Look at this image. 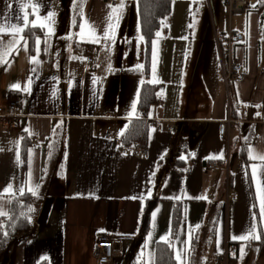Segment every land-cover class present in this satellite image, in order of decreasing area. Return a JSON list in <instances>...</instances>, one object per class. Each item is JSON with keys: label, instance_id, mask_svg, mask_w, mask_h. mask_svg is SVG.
Returning a JSON list of instances; mask_svg holds the SVG:
<instances>
[{"label": "crops", "instance_id": "crops-1", "mask_svg": "<svg viewBox=\"0 0 264 264\" xmlns=\"http://www.w3.org/2000/svg\"><path fill=\"white\" fill-rule=\"evenodd\" d=\"M169 1L160 36L148 51L146 80L158 87V101L143 112L162 126L124 146L121 133L140 116L145 81L143 67L144 79L136 74L143 44L136 0H123L122 9V0H83V17L80 0H0L5 50L13 39L9 26H23L25 13L38 24L47 12L55 13V34L47 44V28H25L27 50L13 46L7 63H0V105L20 99L18 127L6 130L0 119V193L9 183L25 192L39 185L32 236L11 239L0 251V264H97L94 248L103 234L131 235L113 241V264H146L149 254L156 264L162 236L174 246V264L176 250L183 264H216L227 243L237 249L227 264H264V0L237 15L240 23L213 0ZM112 9L114 38L91 42L93 32L103 36ZM229 29L243 34L230 61L246 72L225 82L215 37L222 40ZM91 55L96 60L89 64ZM227 117L233 127L223 140L218 125ZM137 145L147 154L134 155ZM221 153L222 159L210 158ZM211 160L217 166L207 169ZM12 196H0L5 215ZM150 200L154 206L143 232ZM178 204L181 219L173 232ZM241 235L249 239H232Z\"/></svg>", "mask_w": 264, "mask_h": 264}, {"label": "trees", "instance_id": "trees-1", "mask_svg": "<svg viewBox=\"0 0 264 264\" xmlns=\"http://www.w3.org/2000/svg\"><path fill=\"white\" fill-rule=\"evenodd\" d=\"M139 29L145 45L144 74L145 81L141 83L138 107L140 116L133 119L126 128L121 137L124 146H131L137 141L142 140L146 131V124L143 112L148 107L158 101L156 92L158 87L146 80L148 70V51L151 40L161 26L162 20L169 14V0H136ZM74 25L77 26L78 14L76 15ZM39 206V198L31 195L30 192H24L22 196H12L9 204L8 213L0 216V251L4 250L11 239L19 237L22 241L32 236L34 217ZM154 206V200H150L145 205L141 219V230L144 232L148 227L149 213ZM32 211H29V209ZM181 219V207L174 205L172 212V231L176 229ZM156 264H174L172 248L168 243L157 242L155 250Z\"/></svg>", "mask_w": 264, "mask_h": 264}, {"label": "built area", "instance_id": "built-area-1", "mask_svg": "<svg viewBox=\"0 0 264 264\" xmlns=\"http://www.w3.org/2000/svg\"><path fill=\"white\" fill-rule=\"evenodd\" d=\"M261 0H221L220 3L228 9L229 15H240L250 5L258 3ZM243 34L241 32L229 29L222 40L216 36V46L221 60L222 67V79L227 82L229 80H237L242 77L246 68L242 63H231V49L236 43L243 41ZM96 60L95 55L87 56V63H94ZM227 62L225 67L224 62ZM20 105L19 98L10 99L6 104L0 105V119L4 129L17 128L18 123V107ZM146 127L149 130L156 129L162 126L161 119H144ZM218 133L219 137L223 140H228L229 132L233 127V121L229 117L219 121ZM136 156L146 155L147 148L144 146H135L132 150ZM217 166V162L214 160L209 161L206 164L207 169H212ZM115 239H131V235L125 234H103L100 235L96 241L94 253L97 259V264H113V241ZM236 247L232 243H227L222 252L215 256L216 264H227L230 254H235Z\"/></svg>", "mask_w": 264, "mask_h": 264}, {"label": "snow or ice", "instance_id": "snow-or-ice-1", "mask_svg": "<svg viewBox=\"0 0 264 264\" xmlns=\"http://www.w3.org/2000/svg\"><path fill=\"white\" fill-rule=\"evenodd\" d=\"M123 0L122 3L120 5V9L123 8ZM9 7H11V5H9ZM22 7H27V5H22ZM35 7V5H34ZM78 7L80 8V15L83 17V0H80V4L78 5ZM109 7L111 8V5H109ZM252 7H255V5H253ZM117 12V9H112V12L109 14L108 20V26L105 29L103 36H97L94 34L92 35L91 38V42L93 43H99L101 39L104 40H109V39H113L114 38V25L112 23L113 18L115 13ZM21 19L23 20V26H17V25H10L9 27L12 29V35H13V39L11 41L8 42L7 44V50H5V46L4 43L2 41H0V63H7L6 60H4V57L8 55V52L11 51L13 49V46H15V51L19 52L20 50H27L28 47V39L26 36H24L22 33L24 32L25 28H28L29 33H31V29L32 28H36V27H40L41 29L47 28V32L45 33V40L44 42L47 44L48 42V37H50L51 35L55 34V30H54V23H55V13L52 11H49L46 13V15L43 17V22L41 23H37L36 21H29L28 19V14L25 13L23 17H21ZM118 17H116V20L118 21ZM81 32H83L84 30V25L81 24L80 26ZM4 33V28L0 27V34ZM19 35V39H16V36ZM156 36L159 37L160 33L157 32ZM69 39H71V37H69ZM141 39H143V37H141ZM36 44L39 45L40 40L39 38H36ZM155 43V42H153ZM39 51V49L37 48V52ZM73 59H78V57H73ZM31 62L33 63H38V61L36 60L35 57H32ZM33 71H35V69H33ZM29 82H31V78H29ZM151 82V81H150ZM14 87L19 88V85H14ZM25 92L30 91L29 88H25L24 89ZM132 109H133V113H135V109H136V105L133 104L132 105ZM121 135H123V133H121ZM22 139V138H21ZM18 143V142H17ZM31 152V150H29ZM210 158H223V153L220 154L219 157H210ZM261 159H264V157H261ZM16 160L19 163L20 162V155L17 152L16 154ZM28 163H29V168L31 167V155H29L28 158ZM31 175V173L29 172V176ZM38 189H39V185H35L34 187H30L28 188V191L31 193V195L33 196H38ZM25 192V188L24 186H17V187H13V185L11 183H9L8 185L5 186V188L2 190V193H0V196H2L3 194H8L11 193L14 196H22ZM151 193H148V196H150ZM131 199H136L137 197H130ZM140 199H144V196H140ZM176 199H179L180 197H175ZM198 199H207L206 196H200L197 197ZM29 211H32V209L30 208ZM260 213L262 216H264V199L261 200V206H260ZM5 215V213L3 211H0V216ZM153 217H155L156 213L153 212ZM197 228H199V225H196ZM251 232V230H250ZM161 241L164 243H168L170 247H174L171 244V240L169 236H162ZM192 239L191 235H189V241ZM233 240H247L249 239L248 236H244L241 235L239 237L237 236H233L232 237ZM252 239H260L259 236L253 235ZM184 243H188L187 241ZM219 244V241H218ZM145 247H147V244L145 245ZM241 254L243 255V249H241ZM182 255L183 253L180 250H176V259L179 262V264H183L182 261ZM150 256L151 254H149V261L146 262V264H150ZM141 259H143V253L141 254Z\"/></svg>", "mask_w": 264, "mask_h": 264}, {"label": "rangeland", "instance_id": "rangeland-1", "mask_svg": "<svg viewBox=\"0 0 264 264\" xmlns=\"http://www.w3.org/2000/svg\"><path fill=\"white\" fill-rule=\"evenodd\" d=\"M213 6L215 7V8H222V9H224L225 11H227V9H226V7H224L223 5H221L220 4V0H213ZM238 16L237 15H235V16H233L232 18H233V23H235V22H237V23H240V18H237ZM228 16H227V18H226V21H225V23L228 25ZM137 34H139V32L137 31ZM145 53H146V49H145V45H144V42H143V44H142V61H140V60H138L137 61V66H138V68L136 69L137 71V75H139V76H141V68L142 67H144V61H145ZM138 76H136L135 75V78L134 79H136ZM141 77H143V74H142V76ZM145 77V76H144ZM144 77H143V79H144ZM147 79V78H146ZM150 79V77H148V80ZM150 81V80H149Z\"/></svg>", "mask_w": 264, "mask_h": 264}]
</instances>
